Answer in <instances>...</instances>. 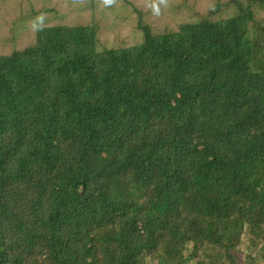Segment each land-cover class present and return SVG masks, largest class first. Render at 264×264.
<instances>
[{
    "label": "trees",
    "instance_id": "16d2710c",
    "mask_svg": "<svg viewBox=\"0 0 264 264\" xmlns=\"http://www.w3.org/2000/svg\"><path fill=\"white\" fill-rule=\"evenodd\" d=\"M220 7L0 55V264H264V15Z\"/></svg>",
    "mask_w": 264,
    "mask_h": 264
},
{
    "label": "rangeland",
    "instance_id": "374dc122",
    "mask_svg": "<svg viewBox=\"0 0 264 264\" xmlns=\"http://www.w3.org/2000/svg\"><path fill=\"white\" fill-rule=\"evenodd\" d=\"M218 1V0H216ZM234 0H221V2ZM249 8L260 17L264 5L256 0ZM128 2V3H126ZM213 0H0V55L21 50L34 42L38 26L90 24L95 18L96 35L103 48L131 47L142 41L138 25L153 31H173L182 22L220 19V7L213 14Z\"/></svg>",
    "mask_w": 264,
    "mask_h": 264
}]
</instances>
